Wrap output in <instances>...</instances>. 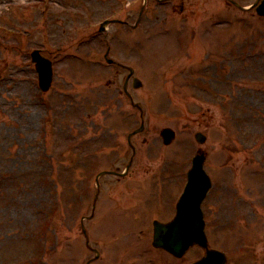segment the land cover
Here are the masks:
<instances>
[{"label":"rangeland","instance_id":"rangeland-1","mask_svg":"<svg viewBox=\"0 0 264 264\" xmlns=\"http://www.w3.org/2000/svg\"><path fill=\"white\" fill-rule=\"evenodd\" d=\"M134 1L0 0L2 24L6 29L11 28L0 31V264H13L15 259L28 264L30 257L34 264H67L66 259L70 264H82L80 219L90 215L96 192L94 178L102 170L124 169L132 155L126 135L140 125L139 111L130 106L128 99L118 96L117 89L122 90L128 72L121 69L117 73L116 66L106 63L107 44L108 57L132 67L134 76L142 82L137 90L128 83L133 101L143 109L145 123L144 131L132 139L136 156L129 174L120 180L111 176H102L100 180L99 199L108 195L122 212L124 227H136L133 233H119L126 247L140 243L136 248L141 252L146 249L141 242L151 240L153 216L148 215L146 222L145 219L141 222V213L129 219L124 208L135 207L132 215L140 212L141 206L136 203L141 199L145 204L143 195H150L152 181L159 185L162 180L171 185L180 182L181 175L173 172L172 164H165L164 156H173L179 150L184 168L194 153L192 147L197 145L193 138L197 130L209 136L204 148L211 164L207 163L206 168L213 169L210 172L214 180L222 164L227 139L223 138L228 128L232 150L227 160L245 167L247 179L254 176L258 161L262 163L259 167L264 166V147L258 150V160L253 138L243 148L246 130L264 134L260 126V122L264 126V87L253 83L242 85L243 79L264 77V18L226 8L220 0H203L206 6L198 5L201 13L196 22L185 26L170 9L171 4L159 5L149 0L148 6L153 10L145 13L138 29H133L142 5V0L132 5ZM196 1L191 0L190 4ZM58 14L60 18L56 17ZM113 14L121 23H110L100 32V23ZM223 18H228V22L217 21ZM6 31L13 33L8 37ZM148 34L158 36H151L149 41L142 38ZM18 35L19 39L15 37ZM33 48H45L43 54L54 60L53 85L47 93H41L37 86L34 64L29 57ZM175 48L183 52L178 53ZM249 53L258 56L242 59ZM216 54H223L218 58L230 70L218 76L216 83L213 81L215 89L209 87L212 94L204 99L205 92L199 88L212 79L200 69L209 66ZM167 61L173 62L168 66L173 71L167 70L165 76L157 79V73L164 71ZM225 75L229 81L224 80ZM198 76L203 81L196 85ZM113 79L114 88H104ZM243 113L247 114L243 116ZM258 113L262 114L259 121ZM164 127L176 132L167 148L159 136ZM242 148L244 151L240 152ZM44 152L52 154L49 162L60 169L57 185L35 175L36 158L39 156L40 163L47 162ZM74 161L77 164L74 169L64 171L67 163ZM81 162L84 165L78 168ZM231 169L237 171V167ZM30 181L46 186L36 185V189L34 184L27 183ZM247 182L243 179L230 188L215 186L206 202L209 231L228 240L227 248L233 246L225 235L229 229L235 234L231 240L236 245L247 233L253 241L261 242L257 247L264 243V232L259 228L264 223L262 202L257 218H251L249 213L244 226L235 221L240 212L248 210L245 203L239 202L240 198L255 195L256 186ZM241 187L244 188L236 189ZM158 191L165 192L161 187ZM220 195L224 196V202L217 200ZM159 212L165 216L169 210ZM54 217L60 229L56 235L51 237L50 230L44 237L38 231L39 225ZM65 218L73 225L71 232L62 231ZM93 220L84 222L89 228L90 241L106 242L102 237L109 242L114 236L121 240L116 234L99 236L93 230L97 225ZM144 225L148 226L146 230ZM222 244L219 246L226 247ZM63 245L68 258L61 257ZM257 247L236 254L243 257L251 250L258 251Z\"/></svg>","mask_w":264,"mask_h":264},{"label":"water","instance_id":"water-1","mask_svg":"<svg viewBox=\"0 0 264 264\" xmlns=\"http://www.w3.org/2000/svg\"><path fill=\"white\" fill-rule=\"evenodd\" d=\"M36 57L37 56H35V58ZM50 75H51L50 71L47 70L46 76L47 77H50ZM46 76L41 77V83L44 86L45 85L47 86L48 83H49V81L47 82ZM159 229L162 231L161 233H159V235H162V236L159 237V238H157L158 242H161L162 240H165L166 239L167 241H170V244L169 245L171 247H173V248H176V249H177V247L178 248H181V249H184L188 244H191L193 242H199V243L202 242V241H200V238H199L200 233H201L200 231H197L196 233H193V232H190L188 230H182V232L180 233V235L182 237H188V238L187 239L181 238L180 240L178 239V240L175 241V240H173L174 238L172 236H165L164 235L165 234L164 232L166 230L165 228L159 227Z\"/></svg>","mask_w":264,"mask_h":264}]
</instances>
